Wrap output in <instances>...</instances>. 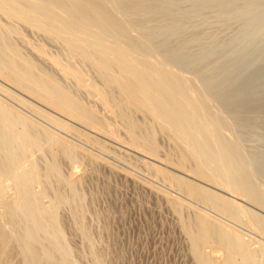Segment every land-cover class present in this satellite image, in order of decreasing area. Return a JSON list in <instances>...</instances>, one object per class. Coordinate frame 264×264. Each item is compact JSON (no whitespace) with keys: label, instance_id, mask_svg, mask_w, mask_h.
Listing matches in <instances>:
<instances>
[{"label":"bare ground","instance_id":"6f19581e","mask_svg":"<svg viewBox=\"0 0 264 264\" xmlns=\"http://www.w3.org/2000/svg\"><path fill=\"white\" fill-rule=\"evenodd\" d=\"M102 151L165 184L193 264H264V0H0V264H109Z\"/></svg>","mask_w":264,"mask_h":264},{"label":"rangeland","instance_id":"374dc122","mask_svg":"<svg viewBox=\"0 0 264 264\" xmlns=\"http://www.w3.org/2000/svg\"><path fill=\"white\" fill-rule=\"evenodd\" d=\"M48 48H50V51L51 49H53L52 51L55 50V48L51 46H49ZM73 138L77 139V137L75 136H73ZM160 140L163 141V138L161 137L159 138V143L161 144V147L162 145H164V147L162 148H167L165 139H164L165 143L164 141L163 142L161 141L163 144L160 142ZM96 150L97 148L93 147L92 151L97 152ZM102 153L105 155L103 156V158L105 157L104 158L105 160L117 165V167L120 168V169L118 168V170L121 171V173L123 174H118L120 172L118 173L112 171L109 172V170L103 168V166L95 165L97 169H95L94 166L93 169L92 166L84 164L86 168L90 166L89 169H87L88 175H90L91 172L92 173L94 172V174L90 176L85 174L86 177L88 178H86V180H84L83 178L82 184L83 181H85L84 182L85 186H81V188L82 191L85 193V195H87L86 199L88 197L91 198L90 201L92 204L90 203V201H87L88 204L91 205V208L95 206L93 204H96L97 206L91 209L88 204H85L87 206L86 210L87 209L90 210V211L87 210L88 215L85 216V218L88 217L86 219H89L90 223L92 222L90 224L89 222H87L88 220L86 221L87 224L91 225V227L89 225L90 228L96 225L94 228L91 229L92 230L91 232H92V236H94V239L96 237L99 238L100 242L102 240L101 242L102 245H100V247H97L98 244H96L98 250L100 249L101 251L103 249V245L105 244L106 245L108 244V246L105 245V247L108 248L104 247V250L108 249L109 251L111 249L109 252L110 253L112 252L111 254L113 256L111 254L109 255V253L107 252L109 258L107 257L106 263L109 262L108 261L109 259L111 260L109 264L112 263L113 264L116 263L117 264H123V263L124 264H193L194 262L191 260L189 254L187 253L188 252L187 244L186 241L183 240L185 238L183 232L180 231L181 228L179 225V221L176 220L178 219V217L176 216L177 214L172 211L170 206L169 207L167 206L168 205L167 202L161 197V195L158 192H156L151 187L150 183L148 182L152 181L151 184L153 183L152 185L154 186L156 185L158 187L164 183L161 180L156 179V177L154 176L151 177L150 176L151 174L148 173V171H146V168H143V166L137 164L138 162L135 163L136 161L133 158L128 157L129 159L128 160L127 158L124 159V156H122V158L124 159L123 160L121 159V156L118 158L117 154L112 153L111 155L104 151H102ZM114 158H117L118 160ZM119 160L121 162H119ZM78 164H77V168L79 169H82V167L84 168L83 163H80L79 165ZM91 168L94 171H91L90 170ZM132 174L134 175V178L137 179V181L134 182L133 180H130V178L126 177V176L133 177ZM122 175L124 176L126 175L125 177L128 180L126 178L123 179L124 176ZM152 179L155 182H153ZM137 182H139L140 184L138 185ZM143 187L145 189H143ZM149 189L150 191L153 190L154 193L152 191L150 192ZM95 191L97 194L95 193ZM92 198L95 200V201L93 200L94 203L92 202ZM64 211L66 214L67 210L64 209L63 213H61L60 216H62L61 218L63 219L64 225L67 224L66 226L63 225L64 227H66L65 230L67 229L66 234L70 240L73 239L71 241H74V239L75 241L77 240L76 242L74 241V243L73 242L71 243H73L74 245L77 244L75 246H79V243H77L79 242L78 235H76L75 238L74 236L75 234L72 235L74 232V231L72 232L73 228L72 230L71 228L69 229L67 228L72 225V222L70 221L71 219L69 220L71 224H69L68 221L66 222V220H68L70 216L69 215L66 216L68 213L65 215ZM102 211H104V213ZM95 213L97 215H95ZM89 215L92 216L91 217L92 219L90 218ZM93 215L96 216V218ZM101 215L106 217L103 219V216ZM102 219L103 220L106 219V221H103ZM103 222L104 223L106 222L107 226L109 225V229L107 228V226H105ZM102 228L105 229L103 230ZM106 229H108L107 235H106L107 233ZM95 233L97 234V236ZM102 233H105V235ZM103 237L105 238V240L103 239ZM97 240L96 243H98ZM106 240H110L112 244L110 243V241H106ZM103 241L106 243L104 244ZM114 257H116L117 259ZM112 260H115V262Z\"/></svg>","mask_w":264,"mask_h":264}]
</instances>
